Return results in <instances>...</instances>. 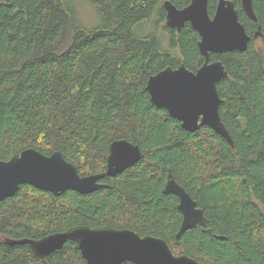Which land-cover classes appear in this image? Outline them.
<instances>
[{
  "label": "trees",
  "instance_id": "1",
  "mask_svg": "<svg viewBox=\"0 0 264 264\" xmlns=\"http://www.w3.org/2000/svg\"><path fill=\"white\" fill-rule=\"evenodd\" d=\"M87 1L97 13L90 29L71 0H0V161L27 149L60 152L89 176L105 171L110 145L121 140L141 159L90 194L20 186L0 202V264H87L70 241L44 259L28 244H9L76 226L153 236L202 264H264V0H251L252 12L229 0L251 40L245 52L210 54L227 73L217 92L233 147L206 126L184 131L146 91L167 67L195 73L204 63L190 24L179 32L165 25L164 2L183 9L191 0ZM217 2L208 0L211 18ZM169 174L204 217L178 240Z\"/></svg>",
  "mask_w": 264,
  "mask_h": 264
},
{
  "label": "water",
  "instance_id": "2",
  "mask_svg": "<svg viewBox=\"0 0 264 264\" xmlns=\"http://www.w3.org/2000/svg\"><path fill=\"white\" fill-rule=\"evenodd\" d=\"M246 12H252L251 0H242ZM165 25L179 32L186 23L200 37L198 49L204 58L203 65L195 72L184 65L176 69L167 67L146 84V91L153 106L167 111L170 117L180 122L189 133L206 126L220 135L231 147L233 141L221 121V99L217 84L227 73L221 61H210V54L245 52L251 38L239 22L238 12L232 1L218 0L214 16L208 14V0H191L183 9L170 2L163 4ZM256 21L255 17H252ZM262 37L260 28L253 35ZM141 159L138 146L121 140L109 148L104 172L80 176L77 169L66 162L60 152L50 156L27 149L9 161H0V202L12 197L22 185L58 196L67 190L85 195L109 188L100 183L105 177H114L136 164ZM164 192L178 198V211L182 221L175 238L178 240L187 230L203 225V212L197 203L180 187L172 175ZM73 242L87 264H202L185 255H174L169 245L153 236H140L130 230H116L107 226H76L37 241H12L10 245L28 244L32 252L44 259L60 250L66 242Z\"/></svg>",
  "mask_w": 264,
  "mask_h": 264
},
{
  "label": "rangeland",
  "instance_id": "3",
  "mask_svg": "<svg viewBox=\"0 0 264 264\" xmlns=\"http://www.w3.org/2000/svg\"><path fill=\"white\" fill-rule=\"evenodd\" d=\"M78 22L85 28H93L97 23L95 8L87 0H71ZM255 45L262 47L260 39L255 40Z\"/></svg>",
  "mask_w": 264,
  "mask_h": 264
},
{
  "label": "flooded vegetation",
  "instance_id": "4",
  "mask_svg": "<svg viewBox=\"0 0 264 264\" xmlns=\"http://www.w3.org/2000/svg\"><path fill=\"white\" fill-rule=\"evenodd\" d=\"M197 208H198V206H197ZM199 209V208H198Z\"/></svg>",
  "mask_w": 264,
  "mask_h": 264
}]
</instances>
